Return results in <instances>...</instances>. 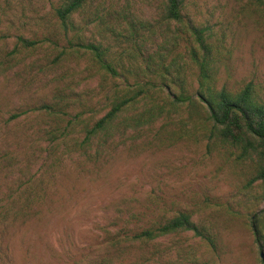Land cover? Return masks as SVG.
Returning <instances> with one entry per match:
<instances>
[{
	"label": "rangeland",
	"instance_id": "obj_1",
	"mask_svg": "<svg viewBox=\"0 0 264 264\" xmlns=\"http://www.w3.org/2000/svg\"><path fill=\"white\" fill-rule=\"evenodd\" d=\"M186 2L193 21L207 24L212 32L214 86L235 92L252 82L254 94L264 102V0ZM158 4L90 0L75 23L82 26L86 17L101 13L105 20L96 18L92 26H82L80 39L110 46L107 55L112 53L111 62L119 70L117 64L138 67L125 56L124 47L132 53L136 42L146 56L157 48L151 40L156 34L166 62L175 57L188 64L181 73L189 90L194 89L197 71L189 62L190 43L182 36L172 44L170 30L159 33ZM51 14L48 0H0V36L7 35L0 38V63L8 59L10 65L0 70V155H9L0 160V202L14 187L12 181L19 177L22 182L15 185H23L29 171L36 175L28 188L15 187L12 206L24 207L23 214L13 220L10 214L5 220L0 217V264H264V251L251 228L256 213L264 235V213L259 212L264 180L249 182L260 163L254 154L240 156L238 148L225 143L176 135L164 139L154 135L157 126H150L115 135L108 145L100 144L103 136L88 146L90 157L80 155L82 127L103 114L110 89L122 80L109 77L88 51L70 49L59 34L67 54L57 63H51L55 51L46 45L18 47L9 59L6 53L15 45V36L39 37ZM127 19L136 22L138 33H127ZM119 25L126 39H116L108 30ZM124 75L130 81L135 77ZM42 104L53 111L38 109ZM21 111L27 112L8 118ZM38 129L52 134L34 135ZM178 211L188 212L214 245L189 231L149 242L124 235Z\"/></svg>",
	"mask_w": 264,
	"mask_h": 264
},
{
	"label": "trees",
	"instance_id": "obj_2",
	"mask_svg": "<svg viewBox=\"0 0 264 264\" xmlns=\"http://www.w3.org/2000/svg\"><path fill=\"white\" fill-rule=\"evenodd\" d=\"M48 1L52 16L48 19L47 24H43L45 32L41 33L39 37L16 35L15 45L6 53V56L13 60V56L19 48L33 50L46 45L48 48L51 46L50 49L55 51L54 57L51 59V63L55 64L67 54L66 47L59 45L61 41V38L57 36L59 34L66 40L70 49L88 51L92 56L93 63L109 77L122 80L120 86L110 89L107 96L108 106L103 114L90 126L82 127L83 137L77 143L79 148L84 147L80 155L90 157L89 149L91 148L88 146L103 136L106 138L100 144L108 145L109 140H112L115 135L123 136L127 130L140 132L141 128L148 129L150 126H157L154 135L163 136L164 139H173V135H176L178 138L205 140L207 143L213 141L238 148L239 155L243 157L254 154L260 163L249 182L258 179L264 180V102L257 99L252 82L245 83L235 92H230L224 86L219 88L214 86V68L212 67L214 57L210 44L212 32L207 24L198 25L188 15L186 0H159L157 9L160 19L156 21V24L157 27L159 25L161 34L163 31L170 30L169 37L172 44L173 41L177 44L182 36H185V39L190 43L189 62L197 71L195 87L191 90H189L190 84L185 82L181 73L188 64L177 62L174 60L175 57L166 62L167 55L163 51L162 40L158 41L156 34L151 40L155 41L157 48L147 53L146 56L140 48L141 45L136 42L133 45L132 53H130L129 47H124L125 56L129 54L133 62L138 63V67L131 63L117 64L120 67L118 70L111 62L114 60L111 58L112 53L107 55L110 46L95 42H83L79 36L83 27L92 26L96 18L104 21L105 14L101 13L92 19L86 17L82 27L75 23V17L83 11L90 0ZM108 13L107 11L106 14ZM119 16L122 21L126 19L125 15L119 14ZM118 23L120 24V21ZM136 25L133 19H130L129 22L127 19L125 26L129 35L138 33ZM119 27L118 30L108 27L116 39L122 35V28H124L122 25ZM75 30L78 32L77 36L75 34L68 36ZM0 38H7V35H1ZM121 38L126 39L127 35L121 36ZM1 66H10L9 60L5 59L3 63H0V70H4ZM171 67H173V72H169ZM124 72L134 73L135 77L130 81ZM139 76L143 77L137 79ZM145 76L147 79H143ZM38 109L46 112L53 111L51 106L46 104L40 105ZM26 112H14L8 118L13 119ZM173 126L175 127L174 131ZM34 132L35 135L39 129ZM39 133L40 135L52 134L48 131ZM28 134L26 132V135ZM94 153L97 154L95 151ZM8 156L0 155V160L3 161ZM26 166L28 167V164ZM35 179L36 175L29 171L23 185L17 183L15 185V182H22L19 177L10 183H14V187L9 188L10 185L7 187L9 188L8 192L0 202L2 220L7 219L9 214L10 220L19 218L23 214L24 207L12 206L13 199L18 192L15 191V187L17 190H21L22 186L28 188L35 182ZM31 192L27 191V194L31 196ZM262 198L264 200V192ZM259 212L264 213V207ZM259 222L258 214H252L251 228L255 241L259 244V249L264 251V241H262L264 235L262 236L261 229L258 228ZM181 231H189L194 236L204 239L210 246L214 245L213 238L205 233L204 229L198 227L192 220V216L186 211H178L174 215L156 221L150 227L132 234L124 233V235L129 240L149 242Z\"/></svg>",
	"mask_w": 264,
	"mask_h": 264
},
{
	"label": "water",
	"instance_id": "obj_3",
	"mask_svg": "<svg viewBox=\"0 0 264 264\" xmlns=\"http://www.w3.org/2000/svg\"><path fill=\"white\" fill-rule=\"evenodd\" d=\"M260 256L262 257V260L264 262V257H263V252L262 251H260Z\"/></svg>",
	"mask_w": 264,
	"mask_h": 264
}]
</instances>
